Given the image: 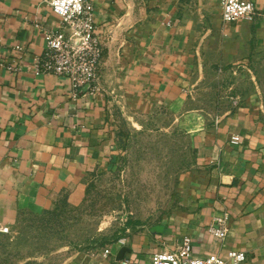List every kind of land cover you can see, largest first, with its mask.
<instances>
[{
  "label": "crops",
  "instance_id": "1",
  "mask_svg": "<svg viewBox=\"0 0 264 264\" xmlns=\"http://www.w3.org/2000/svg\"><path fill=\"white\" fill-rule=\"evenodd\" d=\"M102 47L99 88L72 95L63 76L37 72L41 29L59 28L46 0H0V225L20 211L52 205L54 195L104 163L110 101L127 86L178 105L196 69L254 62L264 70V0L252 19L220 20V0H89ZM264 85V78L260 81ZM196 170L184 180L183 206L167 219L88 256L87 264H149L155 250L184 234L192 253L242 249L238 264H264V91L194 128ZM239 135L231 142V134ZM186 195V196H185ZM228 231H206L215 214ZM161 223V232L150 226ZM4 233L0 230V235ZM122 246L128 247L120 253Z\"/></svg>",
  "mask_w": 264,
  "mask_h": 264
},
{
  "label": "rangeland",
  "instance_id": "2",
  "mask_svg": "<svg viewBox=\"0 0 264 264\" xmlns=\"http://www.w3.org/2000/svg\"><path fill=\"white\" fill-rule=\"evenodd\" d=\"M262 78L254 62L196 69L178 105L119 87L104 163L49 207L18 212L0 235V264H87L99 248L167 219L183 206L184 180L197 169L194 128L262 93Z\"/></svg>",
  "mask_w": 264,
  "mask_h": 264
},
{
  "label": "built area",
  "instance_id": "3",
  "mask_svg": "<svg viewBox=\"0 0 264 264\" xmlns=\"http://www.w3.org/2000/svg\"><path fill=\"white\" fill-rule=\"evenodd\" d=\"M58 18L59 28L54 31L41 29L44 50L34 60L37 72L53 73L63 76L70 92L75 95L80 88L94 92L99 88V73L102 60V47L98 40L93 20V5L89 0H46ZM220 20L230 23L238 18L252 19L254 4L251 0H220ZM231 142H238L239 135L231 134ZM6 232L8 226L0 225ZM207 233L216 239H224L228 225L226 214H215L206 224ZM110 252V246L103 247V254ZM246 259L242 249L230 248L221 252H207L202 255L192 253V238L184 234L180 241L170 249L155 250L149 264H238ZM121 264H137L122 259Z\"/></svg>",
  "mask_w": 264,
  "mask_h": 264
},
{
  "label": "water",
  "instance_id": "4",
  "mask_svg": "<svg viewBox=\"0 0 264 264\" xmlns=\"http://www.w3.org/2000/svg\"><path fill=\"white\" fill-rule=\"evenodd\" d=\"M163 229V224L161 223H157V224H154L152 226H150V230L154 233H158V232H161ZM124 250H128V247L126 246H122L119 250L120 253H123Z\"/></svg>",
  "mask_w": 264,
  "mask_h": 264
}]
</instances>
